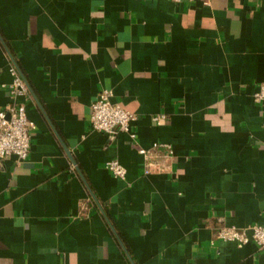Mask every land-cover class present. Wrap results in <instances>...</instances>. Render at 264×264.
<instances>
[{"label":"crops","instance_id":"1","mask_svg":"<svg viewBox=\"0 0 264 264\" xmlns=\"http://www.w3.org/2000/svg\"><path fill=\"white\" fill-rule=\"evenodd\" d=\"M14 62L36 130L0 169V264H264L253 242L212 244L264 222V0H0V108ZM103 89L136 142L91 130Z\"/></svg>","mask_w":264,"mask_h":264},{"label":"built area","instance_id":"2","mask_svg":"<svg viewBox=\"0 0 264 264\" xmlns=\"http://www.w3.org/2000/svg\"><path fill=\"white\" fill-rule=\"evenodd\" d=\"M174 3L196 2L209 6L212 0H170ZM13 80L6 86L11 101L0 108V169L5 167L9 159H14L18 167L29 160L32 150V135L36 130V123L27 112V100L30 97L29 85L22 75L18 65L14 62L10 68ZM113 91L103 89L91 105L90 128L93 131L107 134L112 139L118 134L128 133L131 140L136 142L137 134L132 130V124L138 119L137 115L125 109L113 100ZM254 100L264 110V81L254 93ZM152 120L156 124L164 122L163 115H155ZM155 150L163 152V156L173 154V148L164 143H156ZM144 157V173L151 174L159 169L156 162L158 155L147 149H140ZM74 169V168H73ZM106 169L115 177L126 179L127 169L116 159L106 163ZM217 242H232L243 247L250 242L264 249V222L256 223L246 228L220 225L216 227L212 244Z\"/></svg>","mask_w":264,"mask_h":264},{"label":"water","instance_id":"3","mask_svg":"<svg viewBox=\"0 0 264 264\" xmlns=\"http://www.w3.org/2000/svg\"><path fill=\"white\" fill-rule=\"evenodd\" d=\"M68 151V149H66ZM69 152V151H68ZM71 156V155H70ZM74 164H75V161L73 160Z\"/></svg>","mask_w":264,"mask_h":264}]
</instances>
